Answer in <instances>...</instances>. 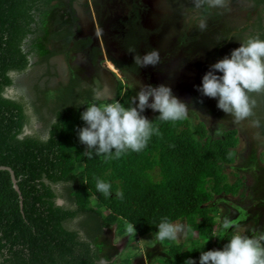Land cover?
<instances>
[{
  "label": "trees",
  "instance_id": "1",
  "mask_svg": "<svg viewBox=\"0 0 264 264\" xmlns=\"http://www.w3.org/2000/svg\"><path fill=\"white\" fill-rule=\"evenodd\" d=\"M53 1L0 0V165L14 170L22 194L21 199L10 172L0 170V264H96L100 254L93 241L106 229L125 222L134 224L135 236L147 237L165 217L171 222L185 219L199 239L190 246L166 241L164 254L155 258L158 264L199 259L201 251L211 250L215 238L216 220L210 214L215 208L206 203L223 193L237 195L244 185L242 179L230 183L224 172V165L234 163L237 156L238 129L214 138L203 120L194 124L187 116L164 122L156 112L150 120L160 135H153L143 151L116 159L95 154L89 158L78 137L86 126L80 114L87 105L80 104L95 101L91 93L80 100L79 75H72L54 94L29 81L28 91L9 93L23 85L16 83L15 74L33 66L30 55L35 48L27 46L43 35L41 18ZM211 11L205 4L202 16ZM257 35L264 38V27ZM59 38L51 35L53 42ZM52 55L39 61H49ZM124 86L120 81L118 88ZM254 93L262 100L261 115L249 117L264 133V92ZM254 93L250 96L255 100ZM124 94L123 103L129 106L130 91L125 89ZM36 116L47 123L46 137L26 133ZM96 178L110 181L123 198L98 193ZM92 197L108 209L107 214L92 204ZM202 240L208 244L199 246Z\"/></svg>",
  "mask_w": 264,
  "mask_h": 264
},
{
  "label": "rangeland",
  "instance_id": "2",
  "mask_svg": "<svg viewBox=\"0 0 264 264\" xmlns=\"http://www.w3.org/2000/svg\"><path fill=\"white\" fill-rule=\"evenodd\" d=\"M108 4L116 5L110 9L106 7ZM205 4L197 7L196 0H176L171 4L170 16L160 18V15L158 16L156 12L149 11V9L141 11L145 8L142 2L141 5H135L132 0H105L97 12L100 17L97 20L99 29L101 24L108 28L122 27L121 23L120 26L114 24L115 15L119 14L121 16L119 19L124 23V18H130L135 14L136 8H140L139 14H143L141 17L139 16L140 22L144 27L136 29V33L127 40L131 46L130 50L143 54L152 48L158 49L160 62L155 67L140 68L133 63L131 52L119 54L122 50L121 45L125 44V38H121L118 33L116 39L120 40L112 42L111 36H105L106 38L102 39L106 50L105 58L102 65L98 66L96 70L94 69V73L98 75V77L94 76L97 77L94 80L92 74L87 70L88 66L84 59L76 56L70 57L69 61L65 54L66 49H61L59 45L58 48L54 46L55 42L51 39V35L58 20L60 21L59 14H57L61 10V3H59L57 5L60 9L55 5L57 8H52L47 15L41 18L43 35L37 37L33 45L27 46V49L35 48V52L30 55L33 66L22 74H15L16 83H23V85H20L18 89L9 90V93L18 95L28 91L31 88V85L28 84L29 81L37 84L40 90L54 94L58 87L67 85L72 75L79 73L77 70L80 66L86 68L81 73L83 76L80 88L81 101L87 100L85 95L91 93L92 97L96 94L102 97L111 96L123 103L125 89L130 91L131 99H133L144 85L165 83L171 86L177 97L188 104V116L194 124L198 120H203L214 138H223L225 130L237 128L240 140L236 148L237 156L233 164L224 165V172L228 175L230 183L242 179L244 185L239 194L223 193L216 195L210 202V206L215 208L210 212L216 220L215 234L220 230V222L224 218L238 221V227L230 229L227 236L223 238L214 236L211 249H220L227 243L234 230H242L249 235L252 232L257 234L264 232V133L257 121L250 117L235 123L231 115L217 107L215 98L203 96L196 86L201 84V78L209 66L230 54L232 49L239 46V40L256 36L262 31L264 2L228 0L227 9L211 7V14L203 18L201 14ZM149 17L152 18L157 29L151 28ZM188 17L191 18V21L186 22ZM205 21L206 27L201 28V22ZM125 24L129 25L128 22ZM146 29L149 37L145 40ZM122 30L126 29L123 27ZM169 38L170 40H168ZM142 42H144V46L141 45ZM116 46L118 48L120 46V49ZM47 54H53L49 61H39ZM111 63L116 67L115 71L111 67ZM79 70L82 71L80 68ZM119 81L125 83L123 90L117 88ZM70 100L73 101V98H68V101ZM255 100L258 103L257 107L252 109V113L261 115V97L255 94ZM155 113V111L146 108L143 115L150 120ZM43 114L48 115L46 108ZM26 133H39L42 137H46L48 134L47 123L36 116L32 127L28 128ZM91 199L93 205L98 206L104 214L108 213V209L104 205L95 201L94 197ZM59 202L64 203L65 201L60 199ZM178 221L186 225L187 235L176 241L187 246H190L193 241H198V232L189 229L185 219L175 222ZM128 225L123 222L120 228L110 227L105 230L104 234L94 239L93 244L98 248L100 257L107 258L113 264H158L155 258L164 254V250L167 248L166 241L158 242L155 239V234L147 237H138L135 236L136 234L129 236L126 231ZM207 244L202 240L199 246ZM194 260L196 264H199V259L194 258Z\"/></svg>",
  "mask_w": 264,
  "mask_h": 264
},
{
  "label": "clouds",
  "instance_id": "3",
  "mask_svg": "<svg viewBox=\"0 0 264 264\" xmlns=\"http://www.w3.org/2000/svg\"><path fill=\"white\" fill-rule=\"evenodd\" d=\"M205 3L213 8L227 9L228 6V0H196L197 7ZM200 27H206V21L201 22ZM239 41V46L230 54L209 66L201 84L196 86L203 96L215 98L217 107L231 115L235 123L252 115L255 100L250 94L264 92V38L256 35ZM131 53L133 63L140 68L155 67L160 62L159 50L155 48L143 54ZM93 100L95 102L80 104L87 105L80 114L86 126L78 131L80 142L88 149L84 154L89 158L95 154L116 159L129 151H143L153 135H160L159 127L143 115L146 108L158 112L157 119L164 122L182 121L188 116V104L165 83L144 85L129 106L111 96L96 94ZM95 188L104 196L114 193L122 199L124 195L121 190L114 192L112 183L101 178H96ZM210 202L205 206L214 208ZM156 226L155 239L158 242L176 241L187 235L183 222H171L167 217ZM237 227L238 221L224 218L214 236L223 238L230 229ZM126 231L129 236H134V224H129ZM96 264H110V261L101 256ZM185 264L196 262L189 258ZM199 264H264V232L249 235L242 230H234L222 248L201 251Z\"/></svg>",
  "mask_w": 264,
  "mask_h": 264
},
{
  "label": "flooded vegetation",
  "instance_id": "4",
  "mask_svg": "<svg viewBox=\"0 0 264 264\" xmlns=\"http://www.w3.org/2000/svg\"><path fill=\"white\" fill-rule=\"evenodd\" d=\"M132 1L135 3V5L136 4L141 5V2L143 3V6L145 7L144 9L141 10L138 7L141 11L144 10L146 11L149 9V11L151 10L152 12H156L158 16L160 15L159 17L162 18L163 16H170L171 14L170 7H172L171 4L175 3L176 0H132ZM104 2L105 0H54L53 3L56 4L52 5L51 7V9L54 7L57 8L58 7L57 4L61 3V10L59 13L57 12V14H59L60 21L58 20V24L56 25V28H54L53 30V34L55 33L56 36H59L60 38L55 41L54 46L58 48L59 45L61 46V49L65 48L66 52H68L67 59L69 61L71 60L70 57H76V56H80L82 59H84L85 64L88 66L87 70H89V73L92 74L93 77L96 75L94 73V69L96 70V68L102 65V63L104 62V58H105L104 52L106 50L103 46L102 39L103 38L105 39L106 38L105 36H111L113 38L112 42L114 40L119 41L120 39H116V35L119 33L121 38H125V44L121 45L122 50L120 51L119 54L122 55L124 54V52L128 54L131 52L130 51L131 46H129L127 40L129 39L130 36L136 33L135 32L136 29H141V27H144L141 25L140 22V17L143 14L140 15L139 14L140 10L136 8L135 14L131 15L130 18L129 17L124 18V23L121 22V20L119 19L121 17L119 14L115 15L116 17L114 18L115 19L114 24L120 26L121 23L122 27L108 28L107 26H103L101 24V27L99 29L97 20L100 17L97 12L99 7ZM55 5H57V7ZM114 5L108 4L106 7L107 8L109 7L111 9L113 8ZM201 17H203L202 14ZM57 18L58 16L56 17V19ZM131 18L132 20L130 21ZM92 19H94L95 27L97 30L92 29L91 27ZM189 21H191L190 17L186 19V22ZM127 22L129 25L125 24ZM149 23L153 30L154 28L157 29L156 28L157 26H154V21L152 20L151 17H149ZM123 27L126 30H122ZM153 33L155 34V31ZM95 34H97V36ZM147 34H148V30L146 32L145 40L149 37V35ZM168 40H170V38ZM144 42H142L141 44L142 46H144ZM116 48L118 47L116 46ZM118 49H120V46ZM79 68L82 69V71H80ZM85 69L86 68L83 67L81 68L80 66H78L77 71L79 73L77 75H79L80 78L82 79L83 76L81 75V73L84 72ZM96 76L98 77V75ZM97 77H94L93 79L96 80Z\"/></svg>",
  "mask_w": 264,
  "mask_h": 264
},
{
  "label": "water",
  "instance_id": "5",
  "mask_svg": "<svg viewBox=\"0 0 264 264\" xmlns=\"http://www.w3.org/2000/svg\"><path fill=\"white\" fill-rule=\"evenodd\" d=\"M91 27H92V29H96L94 19H92V26ZM95 33H96V31H95ZM95 35L97 36V34H95ZM0 170H8L10 172L11 177H12V181L14 183V187L19 192L20 198L22 199L21 190H20V187L18 185L19 179L16 177L14 170L10 166H7V165H0Z\"/></svg>",
  "mask_w": 264,
  "mask_h": 264
},
{
  "label": "bare ground",
  "instance_id": "6",
  "mask_svg": "<svg viewBox=\"0 0 264 264\" xmlns=\"http://www.w3.org/2000/svg\"><path fill=\"white\" fill-rule=\"evenodd\" d=\"M111 67L115 68V66L113 65V63H111Z\"/></svg>",
  "mask_w": 264,
  "mask_h": 264
},
{
  "label": "crops",
  "instance_id": "7",
  "mask_svg": "<svg viewBox=\"0 0 264 264\" xmlns=\"http://www.w3.org/2000/svg\"><path fill=\"white\" fill-rule=\"evenodd\" d=\"M113 70L115 71L116 70V67H115V69L113 68Z\"/></svg>",
  "mask_w": 264,
  "mask_h": 264
}]
</instances>
